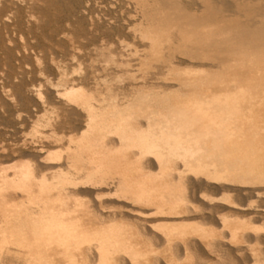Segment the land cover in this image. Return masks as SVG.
<instances>
[{"label":"bare ground","instance_id":"6f19581e","mask_svg":"<svg viewBox=\"0 0 264 264\" xmlns=\"http://www.w3.org/2000/svg\"><path fill=\"white\" fill-rule=\"evenodd\" d=\"M133 2L126 23L137 42L127 55L141 67L158 61L151 76L130 75L122 95L113 78L87 87L60 73L26 90L31 150L3 165L0 146V257L179 264L264 245V0ZM126 61L113 63L127 75ZM258 248L246 263L260 261Z\"/></svg>","mask_w":264,"mask_h":264},{"label":"rangeland","instance_id":"374dc122","mask_svg":"<svg viewBox=\"0 0 264 264\" xmlns=\"http://www.w3.org/2000/svg\"><path fill=\"white\" fill-rule=\"evenodd\" d=\"M54 1L55 0H33V1L32 0H15V1L14 0H0V23H1L0 24V75H1L0 77H3L7 74L13 75V76L7 75V76H5L6 78L3 77L4 78V80H2L3 82L0 79V81L3 83V84L0 83V86H2V85L4 86V88L0 87V146H3L7 150L4 157L1 158L3 165H9V164L13 163L14 161H18L28 151L31 150V148L29 147V143L31 141V137L29 135L30 123L27 120L26 115H27V112L30 111V109L28 108L29 105L31 107L33 105V103L31 101V99H29L30 98L28 96L29 93L26 90H28L30 88L31 81H33L34 78H35V80H37L38 83H40L41 80L48 79L50 77L49 80L51 81L52 80L51 78H53L54 82H53V80H52V82L56 83L63 76L65 79L68 78V81L70 79L71 80V81H69L70 83L73 82V83L77 84V83H80V81H81L85 85L87 84L86 85L87 87H88V85L91 87L93 85H96L97 82L100 80L102 81L103 79H107V78L112 79L113 78L112 81L110 79H108V80H110L112 82V84L114 83L113 86H115V91L117 90L116 91L117 93L121 92V94L120 93L119 94L122 95V93L124 91H129V90H127L128 89L127 86L129 84V81H130V79H129L130 75L137 77V81L140 79V76H145L144 74H148V76H151L150 74H153V72H154L153 70H155L154 67H156V65H158V63H159L156 60L154 61L153 59H150V60L148 59L149 62H147V61L146 62L149 65L151 63L150 66H152V67L148 68L150 66L148 64H145L146 62L143 63V65L141 67V65H137L139 61H138L136 56L127 55V53L128 54L130 53V49L134 48V46L136 45L134 43L137 42V40L132 38L133 37L132 33L130 31H127L128 30L127 26H128V24L131 23L130 19L132 21L131 15H133V20H134V15H135V13H137V12L130 11L131 8H132V10H134V4L131 3V2H133V0H130L131 2L130 1L127 2L128 0H119V2H118L116 0V2H118V3H116L115 0H113V2H112V0H96V1L95 0H56L55 2ZM110 1L112 3H110ZM88 3L91 5H89ZM109 3H110V5H109ZM111 4L115 8H113L111 6ZM129 5H131V6H129ZM128 7L129 8L131 7V8L129 9ZM129 11H130V14L128 13ZM91 15L93 17H91ZM128 15L130 17H127ZM85 16H86V18H85ZM99 16H100V18H98ZM5 17H7V18H5ZM122 17H123V21L121 19ZM89 18H91L93 21L92 25H91L92 21ZM115 18L117 19V21ZM135 18H136V15H135ZM4 19H5V22H2ZM124 20H125V22H124ZM100 21L102 22L101 24H99ZM112 21H116L117 25L115 24V22H112ZM6 22H7V24H6ZM126 22H130V23H126ZM124 23H126L125 24L126 26L124 25ZM2 24L5 26L4 28H3ZM94 24H96V26ZM111 24H114V25L109 26ZM120 24H122V25H120ZM97 25H99V27ZM100 26H101V28H100ZM113 26H115V27H113ZM122 27L125 29L123 30ZM118 28H120V29H118ZM127 32H128V34H127ZM64 33L66 34L67 38L64 36L65 35ZM62 34H64V35L62 36ZM70 35L72 38L69 37ZM68 37H69V39H68ZM122 40L124 43L121 42ZM125 45H127V46H125ZM127 48H129V49H127ZM25 49H26L27 53L25 52ZM31 49H34V50H31ZM126 49H127V51L125 52ZM108 50L109 51L112 50L113 52H111V54L112 53L113 54L111 55ZM119 50H121V51H119ZM32 51H34V52H32ZM23 52H25L26 54H24ZM28 52H29V54H28ZM115 52L117 54H115ZM123 52H124L123 57L125 58V60H127L126 62H129V65L127 66L130 68V69L127 68L128 69V72H127L128 77L126 74H124L122 72L120 73V71H118V70L122 69L121 67H124V66H120L119 68H117V66L115 65L116 63L117 64L121 63L120 62L121 59H124L122 56L120 57V54L121 53L123 54ZM31 53L37 55V57L35 55H32ZM24 55L25 56L28 55V56L25 57ZM33 56H35V57H33ZM108 56H110L112 58H114V57L116 58V59H113L115 64L113 63V60L110 57L109 58L111 60H109V61L111 62V64L109 61L107 62V59H109ZM126 56H127V58L128 57L129 58L126 59ZM22 57L25 61L22 59ZM28 57L30 59H28ZM32 57L34 60H35V58H36V60L37 59L40 60V61H38V60L36 61L39 63V66H38V63H36L32 59ZM119 57H120V59L118 60ZM50 58H55V59H50ZM41 60L43 63L41 62ZM151 60H153L156 65L154 64L153 61L151 62ZM49 62L51 64H49ZM52 62H55L56 64L54 63V65H53ZM105 63L107 64V67H106ZM131 64H132V66H131ZM108 65H110V66H108ZM40 66H41V68H40ZM56 66H59L60 68H58V67L56 68ZM39 68L41 69V71ZM79 68H81V69H79ZM5 69H6V71H5ZM36 69L38 71H40L39 74L41 73L42 75L41 74L40 75L42 77L44 76L43 78L40 77V75L37 73L38 71ZM61 69H62V71L65 70V72L63 71L64 73H62ZM125 69H126V67H125ZM151 69H152V72H150ZM25 70H27V72ZM78 70L80 71L79 73H78ZM21 71H22V74H21ZM32 71H33V73H32ZM42 71H44V74H46V75H44L42 73ZM3 72H5V73H3ZM34 72H36V73L34 74ZM115 72H118L117 77L114 75V74H116ZM61 73H62V75H61ZM136 73H137V76L134 75ZM28 74H30V76ZM31 74H33V75H31ZM58 74H59V76H58ZM119 74L126 77V79L124 77L123 78L118 77V76H120ZM25 75L26 76L28 75L27 78ZM8 76L10 78H8ZM57 76L59 77V79L56 78ZM66 76H68V77H66ZM115 77L119 78V79H117L118 83L120 84V86L118 85L119 89L116 87V85L118 83H117V80ZM7 78H8V81H10V80L11 81L8 82ZM11 78H13V81ZM16 78H18V79H16ZM30 78L32 80H29ZM73 78H75V79H73ZM20 80H22V81H20ZM27 80H28V82H27ZM4 81L6 82V85H5ZM14 81H17L18 83H14ZM101 81L98 83H101ZM122 81H125L126 83L123 82L124 83L123 84ZM115 83H117V84L115 85ZM8 84H10V85L8 86ZM24 84L27 86H25ZM12 85H14V86L12 87ZM123 85L126 87L125 90L121 88V86L123 87ZM18 86H20V87H18ZM22 86H23V88H22ZM5 87H6V89H5ZM14 87H16L17 89ZM45 87L46 86L42 87L43 92L45 93L44 95H46V89H47V87L46 88ZM11 88H12V90H14V92L19 89L18 92L17 91L15 92L17 94L16 98L18 96L19 99L17 98V100H15L16 99L15 96H11V97L9 96V94L13 95V93H14L11 90ZM20 88H22V89H20ZM3 89L6 90V91L4 90L5 91L4 94H3ZM10 90H11V92H10ZM23 92H24V94H23ZM19 95L21 97L25 96L24 98L26 100L23 98H22L23 100L20 99L21 97H19ZM7 96H8V98H7ZM26 96L29 98H27ZM12 98L15 102L12 100ZM8 99H10V100H8ZM24 101H26V102H24ZM29 101H31V104ZM12 103L13 104L15 103V104L13 105ZM25 103H27V105ZM16 104H17V106H16ZM25 107H27L28 109H26ZM23 108H25V109H23ZM17 109H20L19 113H18ZM21 109H23V110H21ZM24 111H26V112H24ZM23 112H24V114H23ZM17 113H18V115H17ZM16 116L18 119L16 118ZM16 119L17 120L20 119V121H17ZM24 140L27 142H25ZM24 142H25V145L26 144H28V145L24 146V144H21ZM18 146L20 148H18ZM253 197L251 199L249 198L248 200H250V202H251L253 199L252 202H254V201L256 202V200H257L256 197H254V198ZM261 222L264 223V220L258 221L257 225H261L262 224ZM258 246H259V248H258ZM162 247L163 246L159 247L160 249L157 248V254L160 255V257L162 256V259H163L164 258L163 253L166 252L165 254H167V255H165V260L167 261V259L170 258L169 257L170 252L167 253L168 250L166 251V249L163 248L165 250L164 251L163 249H161ZM254 248H256V249L258 248V250H260V251L262 249V252H263L264 245L261 244V248H260V244L259 245L257 244L256 246H254L252 250L256 251V249H254ZM159 250L160 251L162 250L163 252H160ZM224 250H222V252ZM254 251L251 252V250H249V251L246 250V254H245V252H243L244 254H242V252L240 253V252H236L234 250L232 252V253L235 252L234 255L231 254V252L228 253V251H224V253H222L220 251L218 253L220 254V257L222 256L221 259L220 258L218 259L219 254H214V253L210 254L209 253V255H208L207 254L208 252H205L206 253V257H205L206 259L204 258V260L207 261V262L205 261L206 264H208V263L209 264H215V262H216V264H235V263L236 264H249V263L253 264V263H255L254 261L251 260L250 262L246 263V260L249 257L251 259L252 253L256 254V252L254 253ZM262 252L257 251V254L258 255L260 253L262 254L261 256H263V257H260V256L259 257H260V261L262 258H263L262 259L263 261H261V263H260V261H258L255 264H259V263L262 264L264 262V254H263L264 252L263 253ZM197 254L198 253H196V255L194 254L195 255L194 258H193V256L191 257V260H193L192 262H191V260L188 261L189 258L188 259L185 258L184 255L181 256V259L180 258L178 259L181 261H179V262L176 261V262L179 264H186V263L187 264H195V263L197 264L198 262L200 264H205L204 261H200V256ZM224 254H226V255L230 254L231 257H228L226 255L224 256ZM16 255H14L15 258L17 257ZM215 255L218 257H215ZM236 255H237V257H236ZM240 255H242V256H240ZM258 255H256V256H258ZM3 256H6V258H3ZM3 256L1 255L2 259L0 261V264H4V263L5 264H17L16 262H18V264L20 263L18 257H17V259H15V258H12V255L8 257V255L4 254ZM207 256H209L208 258H210V259H208ZM223 256L225 257V259H223L224 258ZM195 257H197L198 260ZM241 257H243L242 259L244 260L243 262H245V263L240 261V260H242ZM9 258L15 259L17 261L15 262V260H12V259L10 260ZM213 258L216 260H213ZM237 258H239V259H237ZM202 259L203 258H201V260ZM236 259H237V261H236ZM217 260H220V263ZM8 261H11V262L13 261V263H11V262L9 263ZM196 261H198V262H196ZM228 261L231 263H229ZM193 262H195V263H193Z\"/></svg>","mask_w":264,"mask_h":264}]
</instances>
